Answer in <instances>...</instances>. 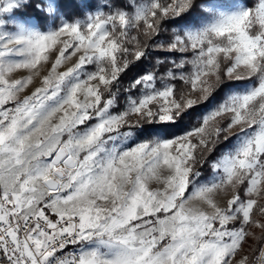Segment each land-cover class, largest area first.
Masks as SVG:
<instances>
[{
    "label": "snow or ice",
    "instance_id": "1",
    "mask_svg": "<svg viewBox=\"0 0 264 264\" xmlns=\"http://www.w3.org/2000/svg\"><path fill=\"white\" fill-rule=\"evenodd\" d=\"M0 264H264V0H0Z\"/></svg>",
    "mask_w": 264,
    "mask_h": 264
},
{
    "label": "rangeland",
    "instance_id": "2",
    "mask_svg": "<svg viewBox=\"0 0 264 264\" xmlns=\"http://www.w3.org/2000/svg\"><path fill=\"white\" fill-rule=\"evenodd\" d=\"M37 82H38V78H37ZM249 230L250 231H255L256 235H259L260 234L258 229H249ZM254 243H255V241L253 240L252 237L246 238V240H245V242L243 244V251L244 252L248 251V249L250 248V246H252ZM241 254H243V252Z\"/></svg>",
    "mask_w": 264,
    "mask_h": 264
},
{
    "label": "trees",
    "instance_id": "3",
    "mask_svg": "<svg viewBox=\"0 0 264 264\" xmlns=\"http://www.w3.org/2000/svg\"><path fill=\"white\" fill-rule=\"evenodd\" d=\"M139 69L138 68H132L131 71L128 72L127 76L124 78L125 81H127L130 77H132Z\"/></svg>",
    "mask_w": 264,
    "mask_h": 264
}]
</instances>
